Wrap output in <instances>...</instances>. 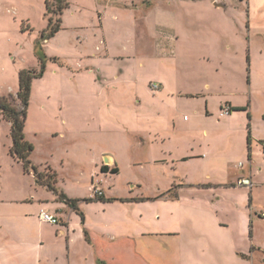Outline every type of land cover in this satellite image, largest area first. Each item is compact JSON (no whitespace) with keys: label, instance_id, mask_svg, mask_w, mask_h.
<instances>
[{"label":"crops","instance_id":"crops-1","mask_svg":"<svg viewBox=\"0 0 264 264\" xmlns=\"http://www.w3.org/2000/svg\"><path fill=\"white\" fill-rule=\"evenodd\" d=\"M173 1L91 0L98 13V23L76 28L87 37L78 64L65 58L59 50L43 45L45 55L57 61L47 62L42 79L51 66L53 75L60 78L70 74L72 82L82 80L79 72L89 71L88 82L99 94H104L106 88L110 92L128 90L136 83L133 73L147 62L143 61L147 59L142 56L144 47L151 48L155 54L176 51L182 35L177 17L169 7ZM226 1L221 3L226 5ZM211 3L221 8L215 0ZM119 9L132 13L129 24L120 21ZM222 9H227V5ZM248 9V32L262 35L264 0H248ZM63 14L62 24L66 11ZM122 32L131 37L137 63L132 61V55L117 50L118 45L110 37ZM156 57L152 56V61ZM121 60L125 63H120ZM110 65L119 67L116 77H110ZM24 69H39V66ZM157 84V90L150 87L154 95L167 91L163 84ZM15 91H19V85L14 86ZM61 93L65 98L62 90ZM206 104V109L183 118L184 133L191 135L190 142L185 147L166 148L165 152L162 148L163 156L152 160V164L161 163L166 169L165 176L158 174L153 178L166 179L168 183L157 184L151 192L131 193L124 198L106 194L100 187L99 172L108 166L109 172H102L103 175L117 174L111 170L118 169V160L116 155L105 152L92 158L94 176L90 198L95 197L93 188L98 187L104 198L114 200L80 202L84 219L59 194L63 192L71 199L83 198L65 192L57 183L56 191L37 184L33 174L35 189L32 191L24 195L0 191V264L248 263L249 250L256 240L255 223L264 220L260 217L264 211V59L251 60L247 102L226 101L217 111ZM227 106L231 112L225 114ZM42 111L46 112L47 108ZM144 119L137 115L134 121L139 123ZM138 128H127V132L132 139L151 148L160 140L164 145L172 140L168 129ZM181 133L182 130H175L173 136ZM136 144L139 146V142ZM104 157L109 159L108 164L103 161ZM50 163L46 159L42 166L56 173ZM246 179L251 185L241 183ZM138 189L144 190L143 186L131 185L132 191ZM42 211L57 217L60 224L43 222Z\"/></svg>","mask_w":264,"mask_h":264},{"label":"rangeland","instance_id":"rangeland-1","mask_svg":"<svg viewBox=\"0 0 264 264\" xmlns=\"http://www.w3.org/2000/svg\"><path fill=\"white\" fill-rule=\"evenodd\" d=\"M226 5L227 9H222L214 7L211 0L195 3L174 0L169 7L177 17L182 35L176 51L155 54L151 48L144 47L142 56L147 59L143 61L147 62L133 73L136 83L128 90L110 92L106 88L104 94H99L88 82L89 71L79 72L82 80L72 82L70 74L60 78L53 75L51 66L45 78L35 79L25 132L35 146L32 160L40 166L39 171L46 177L53 173L50 167L42 166L48 159L56 170L60 189L90 199L94 176L92 158L105 152L116 155L118 160L117 174L105 176L99 172L100 187L109 196L124 198L131 193L151 192L157 184L168 183L166 179L153 178L158 174L165 176L166 169L161 163L151 162L163 156L162 148L165 152L166 148L185 147L190 142L191 135L184 133V116L190 118L197 110L206 109V102L213 111L220 110L226 101L247 102L251 60L264 59V32L262 35L248 32V1L227 0ZM94 6L91 0H70L62 24L66 29L42 41V45L59 50L65 58L78 64L87 37L76 28L98 23ZM119 11L120 21L129 24L132 13ZM48 26L46 0H0V97H9L18 108L22 105L14 86L18 87L23 68L35 65L40 69L41 61L36 52ZM110 37L118 45L117 50L132 55V61L137 63L131 37L123 32ZM138 54L141 56V52ZM154 54L158 57L152 61ZM118 69L113 65L108 67L111 78L116 77ZM157 82L168 92L154 95L150 87ZM187 93L201 96L191 97ZM45 107L47 111L43 112ZM137 115L145 119L135 123ZM10 128V123L0 114V191L24 195L35 189L34 179L10 154ZM127 128L168 129L172 140L165 145L160 140L151 148L132 139ZM175 130L182 133L173 136ZM103 161L106 163L105 157ZM135 184L143 186L144 190L132 191L131 185ZM255 227V245L249 250L246 264H264V220H257Z\"/></svg>","mask_w":264,"mask_h":264},{"label":"trees","instance_id":"trees-1","mask_svg":"<svg viewBox=\"0 0 264 264\" xmlns=\"http://www.w3.org/2000/svg\"><path fill=\"white\" fill-rule=\"evenodd\" d=\"M70 0H46L47 14L49 15V26L41 36L37 48V56L41 61L40 69H24L19 73V91L17 99L22 105L18 108L12 103L9 97H0V114L4 120L10 123V132L12 138V146L10 154L18 162L22 163L26 173L33 174L37 184L46 185L50 190L56 191L55 184L57 183V174L53 172L47 177L39 171L31 160L34 145L26 139L25 129L27 122V110L31 99L32 83L35 79L42 78L49 60L57 61L56 58H48L43 49L42 41H46L54 37L62 29V15L64 11L69 8ZM53 15L57 16L56 18ZM231 112V110H230ZM102 172H109L108 166L102 167ZM112 173H117L118 169L111 170ZM60 199L69 204L73 209L81 214L84 219V214L80 212V202H94V201H113L114 199H106L104 196H95L90 199H71L66 194L61 192Z\"/></svg>","mask_w":264,"mask_h":264},{"label":"built area","instance_id":"built-area-1","mask_svg":"<svg viewBox=\"0 0 264 264\" xmlns=\"http://www.w3.org/2000/svg\"><path fill=\"white\" fill-rule=\"evenodd\" d=\"M221 1L222 0H215V3L219 4V3H221ZM243 1H248V0H243ZM152 88L154 90H157L159 88V85L158 84H153ZM224 113L225 114L230 113V109H225ZM241 183H243L245 185H251L250 180H247V179L246 180H242ZM93 190H94L95 196H99V197L104 196L103 191L100 190L98 187H94ZM260 217L264 219V211L260 213ZM40 219L43 222H46V223H49V224H52V225H59L60 224V220L57 217H54V216L50 215L49 213H47L45 211L41 212Z\"/></svg>","mask_w":264,"mask_h":264},{"label":"water","instance_id":"water-1","mask_svg":"<svg viewBox=\"0 0 264 264\" xmlns=\"http://www.w3.org/2000/svg\"><path fill=\"white\" fill-rule=\"evenodd\" d=\"M216 6H217V7H221V8H225V7H226V5H225V4H222V3H220V4H216ZM106 163H107V164L109 163V159H108V158H106Z\"/></svg>","mask_w":264,"mask_h":264}]
</instances>
